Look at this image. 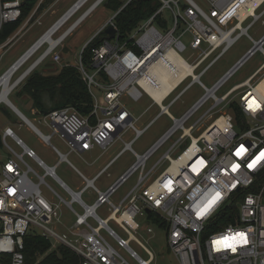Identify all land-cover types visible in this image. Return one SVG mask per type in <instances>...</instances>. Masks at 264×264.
<instances>
[{
    "label": "built area",
    "instance_id": "2783aa9c",
    "mask_svg": "<svg viewBox=\"0 0 264 264\" xmlns=\"http://www.w3.org/2000/svg\"><path fill=\"white\" fill-rule=\"evenodd\" d=\"M30 1L0 0V33L6 25L20 21ZM104 1L95 5V9L91 7L57 38L54 36L50 41L45 39L62 18L35 42L23 56L35 48L32 53L35 57L46 45L47 48L15 81L17 85L10 93L4 97L0 89V107L5 105L12 109L45 143L51 144L52 136L59 135L71 148L70 152L80 156L96 148L107 152L118 142L123 147L92 178L75 169L68 162L67 155L53 147L60 162H68L84 183L83 188L75 192L59 179L56 167H48L11 128H6L3 148L9 152V156L0 165V264H26L24 239L30 233L49 241V252L56 251L60 246L69 248L78 257L77 264H128L103 232L138 264H152V252L136 236L141 230L137 222L139 217L167 233L168 248L179 264H264V160L252 169L247 167L251 159L264 152V62L246 81L218 96L221 88L257 53H262L264 57V35L258 40L249 35L251 27L264 17V0H205L209 5L207 10L195 0H159L161 6L155 14L123 36L114 19L131 1L128 0L78 54L75 66L92 96V113L83 116L74 108L67 107L42 115L40 122L53 130L52 135H44L16 111L10 95L47 60L61 63L62 57L57 50ZM166 12L173 17L168 24L161 19ZM111 26L116 30L113 39L106 34ZM101 34L104 41L92 50L91 64L87 66L82 60L84 50ZM18 35L8 38L0 50L9 46ZM243 36L252 41V47L211 88L207 87L202 77ZM186 53L187 58L184 57ZM194 84H199L205 90L204 95L181 118H175L169 112L170 108ZM144 95L153 101L152 105L160 108V113L147 126L139 129L136 126L138 119L123 99L138 102ZM174 95L171 103L165 105ZM210 101L212 106L207 112L194 125L186 128L193 116ZM250 105L259 107L253 111ZM162 115L172 119V127L146 153L138 154L133 144ZM205 119H208L206 127L198 136H194L196 127ZM130 131L134 133V138L126 142L123 138ZM178 131H182L180 138L146 173L147 161ZM9 138L22 148L23 153L17 154L7 145ZM186 139H189L187 146L173 157L174 151ZM241 146L247 150L242 157H238L235 153ZM128 151L135 156V163L107 190L102 191L96 183L105 175L110 177L111 167ZM25 156L34 160L45 175H38L25 162ZM201 160L204 166L193 171V165ZM165 161L168 167L151 180L150 175ZM234 164L240 165L235 171L232 170ZM136 172H139L136 186L119 205H114L111 197ZM30 174L35 175L38 181L32 180ZM46 177L54 179L71 200L68 202L60 197L46 183ZM169 184L171 191L165 187ZM42 185L76 216L69 235L60 236L49 228L58 214L54 205L43 195ZM89 189L97 196L93 205L83 200V194ZM217 193L220 199L205 215L198 216L197 213ZM249 199L251 204L248 203ZM74 204L83 209L82 214L75 211ZM102 206H107L110 213L106 219L98 215V209ZM111 222L127 233L129 238H121L110 227ZM147 233L153 234V228L148 226ZM240 233L244 234L247 242L237 244L235 251L230 248L215 249L216 240ZM51 238L55 239L57 245L52 243ZM131 241L145 249L148 260L132 250Z\"/></svg>",
    "mask_w": 264,
    "mask_h": 264
},
{
    "label": "rangeland",
    "instance_id": "374dc122",
    "mask_svg": "<svg viewBox=\"0 0 264 264\" xmlns=\"http://www.w3.org/2000/svg\"><path fill=\"white\" fill-rule=\"evenodd\" d=\"M79 0H39L34 7L30 10L26 20L11 37H14L19 33L18 37L13 42L0 50V78L6 73L34 44L35 42L45 34L55 23H57ZM97 0L89 1L73 18L65 24L61 30L55 35L57 38L70 26H72L85 12H87ZM127 1V0H126ZM183 1V0H181ZM202 8L208 9L209 5L205 0H195ZM35 13L32 19L30 17ZM112 12L106 10L104 5L99 6L97 11L89 17L82 26L71 36L64 46L57 50L61 55V63H54L51 60H47L41 66L37 68V72L45 75L58 74L65 66L66 63L75 65L77 62L78 54L83 47L94 37L99 30L101 22L110 18ZM30 19V20H29ZM165 22L171 23L173 17L170 12H166L162 17ZM264 17L257 21L249 30V35L258 40L264 35ZM186 42L189 44V40L186 38ZM1 44V42H0ZM4 44V43H3ZM2 44V45H3ZM252 41L246 37H241L231 48L207 71L202 77V82L209 88H211L225 73L230 70L238 60H240L244 54L252 47ZM1 46V45H0ZM47 45L35 56L31 61L25 64L13 77L15 82L31 65L32 63L45 51ZM184 57H188V54H184ZM264 62L262 53H257L248 63H246L240 71L226 83L218 92V96L221 97L230 91L234 86L243 83L250 76H252ZM93 72V71H92ZM189 82L186 83V85ZM18 91L16 90L10 95V101L17 107L21 114H23L29 121H31L44 135H52L53 130L44 126L37 116L33 115L32 103H24L18 97ZM205 93V90L199 85L194 84L191 86L181 98L170 108V113L175 118H181ZM177 95V94H176ZM169 98L165 105H169L176 96ZM124 104L133 112L136 119H138L136 126L139 129H143L160 113V108L156 105H152L153 101L144 95L138 102H134L130 99H123ZM212 106V101L208 102L200 111H198L193 118L186 124V128L194 125ZM73 108V107H71ZM208 119H205L196 127L194 136H198L206 127ZM173 125L172 119L167 115L160 116L154 124L133 144V149L140 155L146 153ZM11 128L14 133L20 138L30 149L35 151L36 155L50 168L56 167V175L73 191H80L84 183L77 173L71 168L70 164L76 167L83 173H86L88 177H92L97 167L88 168L85 162L90 161V154L79 155L74 152H70L69 145L59 136L53 135L51 138V144L45 143L35 132L31 130L29 126L23 123L19 116L8 106L2 105L0 107V138L2 137L4 130ZM182 131H178L167 143H165L156 153L147 161L145 172H149L159 160L166 154L171 146L180 138ZM134 138L132 131L126 133L124 141L129 142ZM2 145H3V139ZM7 145L13 149L17 154L23 153L22 148L16 145L12 139H7ZM189 139H186L184 143L178 147L173 157L179 155V153L187 146ZM55 147L63 155H67L68 162H60L58 154L53 149ZM123 144L121 142L115 143L108 152L106 157L102 158L100 164L104 163L108 157L116 155L121 151ZM9 152L6 149H2L0 146V161L7 160ZM25 162L40 176L45 175V171L37 165V163L24 157ZM136 161L135 156L131 152H125L114 164L109 173L112 175L108 178L103 176L96 185L102 190L107 184L114 183L124 172H126ZM99 164V165H100ZM168 162H163L151 175V180L156 179L166 168ZM139 172H136L126 184H124L112 197L111 201L114 205H119L120 201L136 186ZM30 178L34 181H38L35 175L30 174ZM46 183L65 201H70L71 197L65 192V190L51 177L45 178ZM43 195L54 205L56 208L58 218L54 220L49 228L55 231L58 235H69V230L75 225L76 216L72 213L69 207L60 202V200L54 195L45 185H42ZM104 191V190H102ZM83 200L88 205H93L97 196L91 189L83 194ZM73 208L79 214L83 213V209L74 204ZM108 207L102 206L98 209V215L106 219L109 215ZM140 225V232L136 234L141 243L149 249L153 256L154 261L152 264H179L173 253L169 250L167 244V233L162 229H159L156 225L151 224L144 218L137 219ZM110 227L123 239L127 240L129 235L121 230L114 222H111ZM148 226L154 230L153 234L147 233ZM219 229H216L217 231ZM39 234L40 232L37 231ZM104 237L109 243L116 249L123 259L128 264H138L130 254L123 248H120L116 241L109 237L106 232H103ZM53 244H56L55 239L51 238ZM130 247L137 254L148 260L149 255L145 249L135 241L130 242Z\"/></svg>",
    "mask_w": 264,
    "mask_h": 264
},
{
    "label": "trees",
    "instance_id": "16d2710c",
    "mask_svg": "<svg viewBox=\"0 0 264 264\" xmlns=\"http://www.w3.org/2000/svg\"><path fill=\"white\" fill-rule=\"evenodd\" d=\"M127 1L105 0L102 5L115 14L124 7ZM37 2L39 0L28 2L20 21L3 28L0 33V45L19 30ZM160 6L159 0H131L115 17L114 23L120 34L126 36L139 23L152 17ZM103 41L104 35L101 34L85 48L82 57L85 65L91 64L92 50L99 47ZM16 90H19L18 97L22 102H31V110L37 109L42 115L67 107H73L83 116H90L93 111L92 96L75 65H65L58 74L51 75L38 73L35 70ZM152 218L155 221V218ZM50 248L51 243L46 239L37 234H28L24 239L23 250L26 264H77L79 262L74 252L65 246L49 252Z\"/></svg>",
    "mask_w": 264,
    "mask_h": 264
},
{
    "label": "bare ground",
    "instance_id": "6f19581e",
    "mask_svg": "<svg viewBox=\"0 0 264 264\" xmlns=\"http://www.w3.org/2000/svg\"><path fill=\"white\" fill-rule=\"evenodd\" d=\"M89 1L91 0H83L78 4L77 7H75L73 10H71L69 13L65 14L62 19L59 21V23L56 25V27L51 30V32L45 37L47 41H50V39H53L55 34L65 25L67 24L73 16L81 10ZM97 0L95 4L98 2ZM94 4V5H95ZM93 5V6H94ZM92 6V7H93ZM94 8V7H93ZM95 9V8H94ZM93 9V10H94ZM89 11V10H88ZM57 43V41H56ZM35 48L29 52L23 59H19V62L15 65V67L10 70L7 74L3 75L0 80V89L3 90V96L5 97L10 91L13 89L15 82H13V77L15 74L19 71L20 68H22L28 61L31 60L33 57L32 53L34 52Z\"/></svg>",
    "mask_w": 264,
    "mask_h": 264
},
{
    "label": "crops",
    "instance_id": "0c3cea01",
    "mask_svg": "<svg viewBox=\"0 0 264 264\" xmlns=\"http://www.w3.org/2000/svg\"><path fill=\"white\" fill-rule=\"evenodd\" d=\"M106 9V8H105ZM107 10V9H106ZM97 11V10H96ZM96 11H94L93 13H95ZM93 13L89 16V17H91L92 15H93ZM88 17V18H89ZM112 17H114V14L112 13V15L110 16V18H108V19H106L105 21H103V22H101V24L99 25V28L102 26V25H104L105 23H107ZM87 18V19H88ZM86 19V20H87ZM85 20V21H86ZM82 26V25H81ZM66 64H69V63H66ZM65 64V65H66ZM12 95V94H11ZM13 104V103H12ZM14 107L15 108H17L15 105H14ZM32 112L34 113H37L38 112V110L37 109H33L32 110ZM39 113V112H38ZM34 115V114H33ZM34 116H37L39 119H40V117L42 116V114H36V115H34ZM1 139H3V135H2V137L0 138V146H1V148L3 149V145H2V140ZM111 149V148H110ZM109 149V150H110ZM109 150L107 151V152H103L101 149H98V148H96V149H94V150H92V151H90V152H87V153H85L84 155H87V154H90V156H91V158H90V161H88V162H85V164L87 165V167L88 168H93V167H97V171H96V173L92 176V177H94V176H96L98 173H99V171L101 170V169H103L116 155H113V156H111L110 158L108 157V159L104 162V163H102V164H100V161H101V159L102 158H104V157H106V155H108V152H109ZM40 159V158H39ZM5 161L6 160H4L3 162L2 161H0V165H2V164H4L5 163ZM100 164V165H99ZM114 166V165H113ZM112 166V167H113ZM112 167H111V169H112ZM75 169H77L76 167H75ZM110 169V170H111ZM78 170V169H77ZM78 171H80V170H78ZM81 172V171H80ZM83 173V172H82ZM125 173V172H124ZM123 173V174H124ZM83 174H85L87 177H88V175L86 174V173H83ZM122 174V175H123ZM78 175V174H77ZM112 176V175H111ZM110 176V177H111ZM91 177V178H92ZM110 177H108V178H110ZM60 179V178H59ZM119 179V178H118ZM117 179V180H118ZM61 180V179H60ZM116 180V181H117ZM62 181V180H61ZM63 182V181H62ZM113 184V183H112ZM112 184H107L106 186H104V188L102 189V190H107Z\"/></svg>",
    "mask_w": 264,
    "mask_h": 264
},
{
    "label": "snow or ice",
    "instance_id": "6c2138e0",
    "mask_svg": "<svg viewBox=\"0 0 264 264\" xmlns=\"http://www.w3.org/2000/svg\"><path fill=\"white\" fill-rule=\"evenodd\" d=\"M256 107H259V105H256L255 107H253L252 105H250V108H252L253 111H255V108ZM241 149H243V153H241ZM247 149H245L243 146H241L235 153L236 156L238 157H242L245 153ZM262 160H264V152H260L259 155L255 156L254 159H251L250 162L247 163V167L249 169H252L254 168L258 163H260ZM194 167L195 165H193L192 167V170L194 171ZM240 167L239 164H234L232 165V170L235 171L236 169H238ZM172 189L170 188L169 191H171ZM217 197H219L220 199V194L217 193L215 197H213L209 202L208 204L203 208L201 209V211L199 213H197L198 216H203L207 213V211L218 201ZM237 235H243L242 233L240 234H237ZM246 240V238H245ZM215 243V242H214ZM227 248H230L232 249V247H227ZM233 250V249H232Z\"/></svg>",
    "mask_w": 264,
    "mask_h": 264
},
{
    "label": "clouds",
    "instance_id": "9594fccd",
    "mask_svg": "<svg viewBox=\"0 0 264 264\" xmlns=\"http://www.w3.org/2000/svg\"><path fill=\"white\" fill-rule=\"evenodd\" d=\"M241 153H243V149H241ZM203 166H204V161L202 160L198 161L194 167V171H198ZM165 187H167L169 190L171 188V185L169 184V185H166ZM217 199L219 200V197H217ZM248 203L249 204L252 203L251 199L248 200ZM246 242L247 241L245 240V237L243 235H236V236H229V237H225L224 239L216 240L214 245L217 251H220L221 249H224L227 247H232L233 251H235V246L237 244H244Z\"/></svg>",
    "mask_w": 264,
    "mask_h": 264
},
{
    "label": "water",
    "instance_id": "95a60500",
    "mask_svg": "<svg viewBox=\"0 0 264 264\" xmlns=\"http://www.w3.org/2000/svg\"><path fill=\"white\" fill-rule=\"evenodd\" d=\"M83 0H79L69 11H68V13L71 11V10H73L75 7H77L78 6V4L80 3V2H82ZM102 0H99L95 5H97V4H99L100 2H101ZM94 5V6H95ZM93 6V7H94ZM67 14V13H66ZM106 34L109 36L108 38L109 39H113L115 36H116V30H115V28L114 27H109L107 30H106ZM25 56H23V57H21L20 58V60L21 59H23ZM19 62V60L6 72V73H4V75L5 74H7L10 70H12L14 67H15V65L17 64ZM26 75V74H25ZM0 80H1V78H0ZM15 85H17V83H15L14 84V86ZM14 107V106H13ZM15 108V107H14ZM16 109V111H18L19 113H20V111L17 109V108H15ZM21 114V113H20ZM148 213H150V211H147Z\"/></svg>",
    "mask_w": 264,
    "mask_h": 264
}]
</instances>
